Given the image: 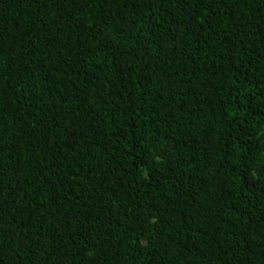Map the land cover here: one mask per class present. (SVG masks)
Here are the masks:
<instances>
[{"label": "trees", "instance_id": "16d2710c", "mask_svg": "<svg viewBox=\"0 0 264 264\" xmlns=\"http://www.w3.org/2000/svg\"><path fill=\"white\" fill-rule=\"evenodd\" d=\"M0 264H264V0H0Z\"/></svg>", "mask_w": 264, "mask_h": 264}]
</instances>
